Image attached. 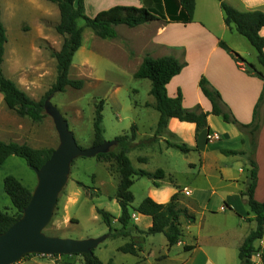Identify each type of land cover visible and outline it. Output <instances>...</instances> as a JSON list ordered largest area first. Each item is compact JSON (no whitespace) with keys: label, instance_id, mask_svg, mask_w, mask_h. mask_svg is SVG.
Listing matches in <instances>:
<instances>
[{"label":"rangeland","instance_id":"rangeland-1","mask_svg":"<svg viewBox=\"0 0 264 264\" xmlns=\"http://www.w3.org/2000/svg\"><path fill=\"white\" fill-rule=\"evenodd\" d=\"M24 15H26V21L22 23V26L27 24L26 22L31 17V14ZM23 17L19 16L20 23L23 22ZM78 23L80 26H84L85 20L79 19ZM89 33H92L91 30L86 28L83 46L75 53L69 74L71 78L84 79L83 88L67 87L64 91H57L50 96V102L60 110L68 121L70 130L74 132L78 144L83 148L93 145L95 104L100 99L104 100L105 140H113L116 136L125 133L130 134L133 124L138 126L141 135L148 134L147 139L152 138L153 136H150L151 127L157 120L158 111L153 108V105L151 107L147 105L155 100L150 93L151 81L146 78H135L132 72L137 62L134 57L138 54L139 49L129 45L127 35L122 31H120L119 37L114 39L97 37L86 40ZM54 35V44H52L54 47L48 45L45 47V53L49 59L46 66V78L41 81L43 82L42 85L34 87L33 94L36 100L41 99L56 80L57 63L52 52L57 51L64 37L57 31ZM10 36L15 37L13 41L20 36L17 25H14ZM246 43L249 51H251V54L245 53L246 59L264 72V66L259 64L256 50L249 42ZM131 58L134 60L131 61ZM55 69L56 76H54ZM194 85L191 83L189 86L192 94V86ZM136 103H138L137 107L135 106ZM45 112L46 117L39 122L27 117L21 118L13 115L10 118L18 121L27 132L30 131L27 135L30 145L38 148H56L60 143L59 133L52 114L47 112L46 108ZM23 133L25 134V132ZM110 149L117 150V144L110 145ZM173 153L175 160H172L171 156L155 155L152 146L129 152V157L135 167L152 172L161 167L167 168V166L175 163V169L170 171L173 177H170L169 174L166 175L162 179L161 189L155 187L153 181L146 176L135 177L131 188L135 196L133 206H138L149 196L152 189H158L157 191L169 190L170 182H177V188L180 189V203L186 204V201H182L183 198L191 203V206H187L196 216L195 223H188L182 218V224H184L182 240L190 243L193 240L192 231L195 234L198 232V236L213 259H219L223 264H239L233 245V238L235 237L233 235L237 234L238 228L234 226V230L227 235L232 245L223 244L225 242L223 231L227 226L234 225L233 222L237 216L229 210L223 212L219 209L221 205H224V201L228 200L227 197L234 202H237L238 199L239 202V187H242V182L238 184L222 182L216 172L213 171L210 176L193 177V171L189 169L190 165L185 158L187 152L174 149ZM141 155L148 157L145 164L138 160ZM196 155L195 153L188 154V158L193 159ZM245 169L246 171L240 175L243 178L247 176L249 178L251 167L247 166ZM248 169L249 173L247 172ZM7 176L18 178L32 191L36 187L38 179L33 168L19 156H12L0 166V210H8L15 214L17 210L13 207L4 188V179ZM119 178L114 162L101 161L96 156L75 158L71 163L66 184L59 194L53 217L44 232L47 235L70 239H88L105 235V239L94 249V253L105 262L113 260L116 264H187L191 250H186L184 245L177 244L169 247L166 245L167 238L163 233L143 235V237L136 234L133 239L128 236L112 237L109 235L108 226L97 212V208L108 210L114 215L121 211L115 198ZM78 182H82L86 188ZM185 187L192 193L186 194ZM192 200L195 202L193 203ZM244 205L247 207V204L244 203ZM239 206H241L240 203ZM209 210L216 213L207 212ZM150 219L151 216L144 214L139 217L137 223L146 228ZM135 220L136 218L134 219L136 223ZM113 223L118 225L116 219L113 220ZM187 223L192 225L191 231L186 228ZM241 231H244V226ZM132 240L140 247L137 255L125 253L118 249L119 246ZM219 251L220 253L223 252V255H218ZM257 255H254L255 261H257ZM83 262L84 257L81 254L29 253L12 264H83Z\"/></svg>","mask_w":264,"mask_h":264},{"label":"crops","instance_id":"crops-1","mask_svg":"<svg viewBox=\"0 0 264 264\" xmlns=\"http://www.w3.org/2000/svg\"><path fill=\"white\" fill-rule=\"evenodd\" d=\"M225 1L241 11L260 10L264 12V0ZM115 5L146 7L159 16L154 21L134 27L124 26L125 24L115 26L117 36L114 38L119 37L120 31H122L127 35L128 40H126L129 45L139 49L138 54L134 57L137 62L132 71L133 75L140 66L146 53H150L154 57L174 55L180 61L186 63V65L168 83L167 91L169 96H176L180 89L183 94V104L185 107L192 109L199 104L203 110L211 111L212 103L202 92L199 85L200 78L204 75L210 84L220 91L223 102L239 121L244 123L252 121L254 107L260 95L264 92V79L257 75L247 73L232 55L220 46V41H224L229 47L244 57L245 53L251 54V51H249L246 45V42H249L248 39L240 34L235 27L231 28L226 24L225 14L219 0H196L193 20L187 23L171 19L173 15L177 16L180 13V0H84L85 13L89 17H94L99 11ZM24 14H31V17L26 22L27 24H23L22 26V23L26 21V15ZM0 16L7 33L3 62L4 74L14 80L19 88L34 98V87L42 85L43 82L41 81L46 78V66L49 59L45 53V47L47 45L54 47L52 44H54V33H56L55 26L60 21L59 7L56 3L49 0H0ZM19 16H24V20L21 23L19 22ZM79 19L84 18L80 17L77 21ZM14 25H17L20 34L15 41H13L15 37L12 38L10 36ZM80 27L83 29L82 45L80 47L83 46L85 40L84 30L86 28H89L92 32L89 33L86 40L99 37L86 24V21L85 25ZM260 33L264 35V28L260 30ZM60 48L61 46L57 50ZM256 53L258 55L257 51ZM134 58H131V61ZM86 60L89 61L88 58ZM55 62L57 63L56 58ZM259 64H261L260 61ZM255 67L257 66L255 65ZM258 70L262 72V70ZM54 72V76H56V69ZM262 73L264 75V72ZM191 83L195 84L192 86L193 94L189 87ZM147 105H150L148 107L153 105V108L156 109L154 106L155 100ZM135 106L137 107L138 103ZM11 115L18 116L6 106L4 94L0 91V140L30 144L29 140H27V135L30 131L28 130L27 132L18 121L11 119ZM159 116L160 112L158 111L157 120H155L154 126L151 127L150 136H153L151 139H147L148 134L141 135L136 125L137 132L134 143L137 146L130 151L152 146L155 155L171 156L172 160H175L173 150H181L169 146L168 142L185 143L191 149L187 152V157L185 158L190 165L189 169L193 171V177L210 176L213 171L216 172L222 182L235 184L242 182V187H239V202L238 199L237 202H234L227 197L228 200L224 201V205H221L219 209L223 212L229 210L237 216V219L233 222L234 225L227 226L223 231L225 234V242L223 244L226 246L232 245L227 235L235 227L238 228L237 234L233 235L235 236L233 238V245L235 246L236 255L240 264L239 248L250 231L256 228V221L253 219L254 213L249 210V205L241 196V192L247 188L249 178L248 176L243 178L240 174L246 171L245 168L247 166L251 167L249 160L251 151L249 136L242 132L236 125L224 121L222 116L210 113L208 115L210 128H204L198 134L194 122L181 121L176 117H172L163 134L155 139L154 136ZM23 132L25 134L27 132V134L25 135ZM222 148L244 151V153L226 155L221 152ZM192 153L197 155L195 158L189 159L188 154ZM12 156L14 155H10L6 160ZM140 158H145V160H141ZM254 158L258 166V179L254 196L257 200L264 201V121L259 132ZM138 160L145 164L148 161V157L141 155L138 157ZM161 169L164 170L165 177L168 174L171 175L170 177H173L170 171L175 169V163L167 166V168L161 167ZM247 172L249 173V169ZM162 183L161 179L159 189L162 188ZM170 183L169 190L157 191L158 189L154 188L149 193V197L158 203L168 202L174 193L180 191L177 188V182L172 181ZM182 201H186L185 205H192L184 198ZM192 201L193 203L195 202L194 200ZM239 203L241 206H239ZM244 203L247 204V207ZM207 212L212 214L216 213L212 210ZM120 213L121 211L115 216H119ZM143 215L138 212L132 214L133 223L139 229L145 230L151 225L152 218L149 220L148 226L143 228L137 223L139 217ZM135 218L136 223L134 222ZM243 226L244 231H241ZM191 227L192 225L187 223L186 228L189 231H191ZM136 234H139V237L145 235L138 230H134L128 237L133 239ZM192 236L193 240L190 243L184 240L177 243V245L184 246L195 245L191 250L187 264H223L221 260L212 258L198 236V232L195 234L192 231ZM166 245H168V241ZM254 245L258 250L254 255H257L259 252L257 261H255V256L253 255L255 264H264L261 258V255L264 254V236L256 240ZM219 254L223 255V252L220 253L219 251Z\"/></svg>","mask_w":264,"mask_h":264},{"label":"trees","instance_id":"trees-1","mask_svg":"<svg viewBox=\"0 0 264 264\" xmlns=\"http://www.w3.org/2000/svg\"><path fill=\"white\" fill-rule=\"evenodd\" d=\"M58 5L60 10V21L55 26L56 31L64 39L61 48L53 51L52 54L57 60V76L55 82L48 89L46 94L39 100L31 97L27 92L18 87L16 82L7 77L3 71L4 52L7 42L6 28L0 16V91L4 94L6 106L13 110L20 117L39 122L46 117L45 102L47 98L57 91H64L67 87L82 89L85 80L82 78H71L70 68L77 50L82 45L83 29L78 25V18L83 17L86 24L90 26L95 34L101 38H114L117 36L115 26L125 24L130 27L149 23L159 18L152 10L146 7L134 5H115L108 9L99 11L96 16L89 17L85 13L84 0H49ZM225 14V22L228 26L235 29L245 36L250 44L258 52V59L264 66V35L260 30L264 28V12L260 10L241 11L225 0H219ZM180 13L173 15L171 19L182 22H191L194 17L196 0H180ZM220 46L226 49L238 64L249 74L257 75L264 79V75L253 63H250L243 55L229 47L224 41H220ZM186 63L180 61L174 55H164L154 57L146 53L143 60L135 72L134 76L138 79H149L151 81L150 93L155 98V108L160 112L154 138L161 136L167 128L170 118L176 117L181 121L194 122L196 132L204 128H210L208 115L210 113L220 115L224 121L236 125L242 132L249 136L250 151V176L245 191L241 196L246 200L250 211L254 213L253 219L256 221V228L250 231L239 248L240 264H255L253 255L258 251L254 245L255 241L264 236V201L255 198V188L258 179V166L254 158L259 132L263 124L264 112V92L259 97L253 113L251 122L244 123L239 121L225 105L222 95L218 89L213 87L206 76L202 75L199 81L202 92L212 103V110L205 111L198 104L190 109L183 104V94L179 89L174 97L169 96L167 85L172 78L179 74ZM262 105V106H261ZM104 100L100 99L95 104V116L93 121L94 142L93 145L102 143L105 140L103 127ZM137 126H131L130 134L125 133L115 137L117 150H109L96 155V158L105 162H114L119 173V183L115 198L117 199L121 213L115 216L108 210L97 208L104 223L108 226L109 235L112 237L130 236L134 230L145 235L163 233L168 241V246L179 243L184 235L182 218L188 223L196 221L195 213L185 204L180 203V191L172 195L170 200L165 203H158L151 197H146L138 206H133L135 199L131 188L136 176H146L153 181L155 187H160V180L165 178L163 169L148 171L136 168L128 152L137 146L136 139ZM153 138V137H152ZM151 139V138H150ZM169 146L176 147L182 152H189L191 149L185 143L168 142ZM54 148L34 147L28 143L0 140V166L10 155L23 158L31 167L40 168L50 157ZM221 152L226 155L244 153L234 149L222 148ZM145 160V158H140ZM86 188L82 182H78ZM4 188L11 199L13 207L16 208L15 214L8 210H0V233L6 231L15 221H17L30 201L32 190L26 187L18 178L7 176L4 179ZM134 212L151 216L152 223L145 229L133 223ZM116 219L118 225H114ZM195 245H185L186 250H192ZM125 253L137 255L140 247L134 241L127 242L118 248ZM84 257L83 264H116L113 260L107 262L101 260L95 253H75ZM264 262V254L261 255Z\"/></svg>","mask_w":264,"mask_h":264},{"label":"water","instance_id":"water-1","mask_svg":"<svg viewBox=\"0 0 264 264\" xmlns=\"http://www.w3.org/2000/svg\"><path fill=\"white\" fill-rule=\"evenodd\" d=\"M45 108L54 118L60 143L40 168H33L38 182L22 216L6 231L0 233V264L15 263L29 253L93 254L94 249L105 239V235L70 239L47 235L44 232L68 179L72 161L79 156L92 157L109 151V146L116 143L115 139L104 140L100 144L83 148L78 144L74 132L70 130L68 121L50 102V97L45 102Z\"/></svg>","mask_w":264,"mask_h":264},{"label":"built area","instance_id":"built-area-1","mask_svg":"<svg viewBox=\"0 0 264 264\" xmlns=\"http://www.w3.org/2000/svg\"><path fill=\"white\" fill-rule=\"evenodd\" d=\"M190 193H191V190L186 189V194H190Z\"/></svg>","mask_w":264,"mask_h":264}]
</instances>
